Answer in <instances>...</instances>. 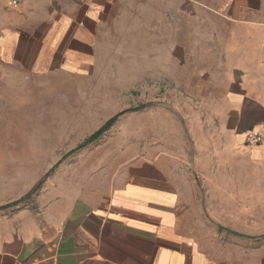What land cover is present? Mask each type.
I'll return each instance as SVG.
<instances>
[{"label":"crops","instance_id":"0c3cea01","mask_svg":"<svg viewBox=\"0 0 264 264\" xmlns=\"http://www.w3.org/2000/svg\"><path fill=\"white\" fill-rule=\"evenodd\" d=\"M177 3L170 55L205 109L193 148L164 142L102 182L43 183L0 212V264H264V138L246 141L264 137V0ZM118 7L0 0V76L85 65Z\"/></svg>","mask_w":264,"mask_h":264},{"label":"rangeland","instance_id":"374dc122","mask_svg":"<svg viewBox=\"0 0 264 264\" xmlns=\"http://www.w3.org/2000/svg\"><path fill=\"white\" fill-rule=\"evenodd\" d=\"M178 1L117 0L114 27L105 30L100 55H82L85 65L0 76V206L41 181H105L116 164L133 166L164 142L183 139L193 148L190 130H203L195 113L205 109L170 55ZM181 16L187 20V10ZM115 116L100 139L72 152Z\"/></svg>","mask_w":264,"mask_h":264},{"label":"trees","instance_id":"16d2710c","mask_svg":"<svg viewBox=\"0 0 264 264\" xmlns=\"http://www.w3.org/2000/svg\"><path fill=\"white\" fill-rule=\"evenodd\" d=\"M121 114V113H120ZM116 117H113L112 119H110L108 122H106V124L101 127L99 130H97L93 135H91L90 137H88L82 144H80L76 149H74L72 152H76L77 150H80L84 147H86L87 145L97 141L98 139H100L104 133L109 130L112 125L114 124V122L116 121ZM43 181H41L37 186H35L32 191H30L24 198L17 200L15 202H12L10 204L4 205V206H0V210L4 209V208H8V207H12L14 205H18L21 202L28 200L34 193H36L39 188L41 187Z\"/></svg>","mask_w":264,"mask_h":264},{"label":"built area","instance_id":"2783aa9c","mask_svg":"<svg viewBox=\"0 0 264 264\" xmlns=\"http://www.w3.org/2000/svg\"><path fill=\"white\" fill-rule=\"evenodd\" d=\"M12 5L18 6L24 3L26 0H8ZM263 135L260 133H249L247 135L246 141L249 145H257L262 143Z\"/></svg>","mask_w":264,"mask_h":264}]
</instances>
